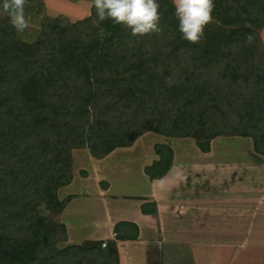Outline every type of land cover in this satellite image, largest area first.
Here are the masks:
<instances>
[{
    "label": "trees",
    "instance_id": "16d2710c",
    "mask_svg": "<svg viewBox=\"0 0 264 264\" xmlns=\"http://www.w3.org/2000/svg\"><path fill=\"white\" fill-rule=\"evenodd\" d=\"M160 4L161 31L144 36L99 21L94 2L72 22L43 17L32 41L0 16V264H120L118 241L138 239V224L123 220L112 238L60 245L68 231L57 215L74 194L58 191L73 179L74 149L102 159L154 132L208 152L214 138L239 135L264 156V0H215L195 44L172 0ZM155 151L151 179L174 157L169 143Z\"/></svg>",
    "mask_w": 264,
    "mask_h": 264
},
{
    "label": "crops",
    "instance_id": "0c3cea01",
    "mask_svg": "<svg viewBox=\"0 0 264 264\" xmlns=\"http://www.w3.org/2000/svg\"><path fill=\"white\" fill-rule=\"evenodd\" d=\"M260 33L264 42V28ZM218 137L235 144L215 155ZM218 137L213 139L208 152L187 147L179 148L177 155L174 150L171 168L165 176L151 179L146 174L150 184L143 194L115 193L111 191V182L98 175L100 199L110 205L120 198L137 200L149 232L144 235L137 220L110 219L106 224L111 235L92 239L114 237L115 224L126 220L138 224L140 233L137 240L118 241L120 264L127 256L126 251H121L123 243L139 245L146 256L153 241L188 250L192 264H264V156L254 150L250 137ZM161 143H169L174 149L172 141ZM158 158L155 151V156L143 166ZM69 194L75 197L81 193H67L64 197ZM145 202H155L157 214L144 213ZM62 214L63 211L60 216L64 221ZM160 251L163 257L165 251Z\"/></svg>",
    "mask_w": 264,
    "mask_h": 264
},
{
    "label": "rangeland",
    "instance_id": "374dc122",
    "mask_svg": "<svg viewBox=\"0 0 264 264\" xmlns=\"http://www.w3.org/2000/svg\"><path fill=\"white\" fill-rule=\"evenodd\" d=\"M4 2L5 0L0 2V16L9 14L3 8ZM92 2L94 0H41L42 8L38 9L35 2L25 0L24 15L29 26L23 31H19V33L24 40L32 41L40 33V23L43 17L63 16L66 21L72 22L89 15ZM165 140L172 141L177 155H180L179 148L185 149L188 147L198 150L192 138H169L154 132H146L133 145L116 148L102 159L94 158L88 149H74L72 151L73 180L70 184L61 187L58 195L64 197L67 193L81 194L75 195L74 199L63 210L64 221L60 216L62 212L57 215V218L67 224L68 228V240L61 242V246L69 243L78 244L93 237H108L111 235L112 230L106 222L110 219L131 218L139 222L144 235L149 232L146 228L148 222L144 217L142 218L138 201L130 198H120L112 201L114 203H111V205L105 203L99 196L100 186L97 177L102 175L109 180L111 191L115 193H145L150 183L143 165L155 156V144ZM234 144V142L225 141L223 137H218L215 140V155L223 154L226 148L232 147ZM181 157H183L182 154ZM85 193H88V195ZM152 243L153 245H148L146 256L139 245L123 243L121 251L123 253L127 252L124 264H192V261L188 260L191 258L188 250L167 243L160 245L154 241ZM172 248L174 249L172 250ZM159 249L165 251L163 257H161L162 254H160ZM167 249H171V252ZM133 254L135 259L131 260ZM165 254L167 255L166 259ZM207 255L209 256V253Z\"/></svg>",
    "mask_w": 264,
    "mask_h": 264
},
{
    "label": "clouds",
    "instance_id": "9594fccd",
    "mask_svg": "<svg viewBox=\"0 0 264 264\" xmlns=\"http://www.w3.org/2000/svg\"><path fill=\"white\" fill-rule=\"evenodd\" d=\"M25 0H5L3 8L10 14L11 24L17 31L28 25L24 15ZM177 28L182 38L198 43L205 37L206 26L213 21L215 0H172ZM99 21L110 20L123 25L132 36H144L161 31L160 0H94ZM253 37H247L251 42Z\"/></svg>",
    "mask_w": 264,
    "mask_h": 264
}]
</instances>
